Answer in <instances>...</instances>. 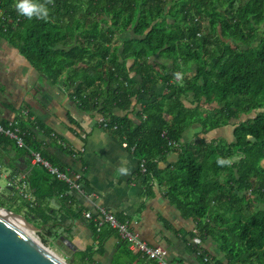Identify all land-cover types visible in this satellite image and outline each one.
Returning <instances> with one entry per match:
<instances>
[{
	"label": "trees",
	"instance_id": "1",
	"mask_svg": "<svg viewBox=\"0 0 264 264\" xmlns=\"http://www.w3.org/2000/svg\"><path fill=\"white\" fill-rule=\"evenodd\" d=\"M33 2L48 9V19L21 16L13 29L20 16L15 0H0L13 20H0V41H8L50 80L67 75L66 84L81 100L80 108L102 115L103 127L134 150L140 164L145 162L142 176L148 193L158 162L178 152V162L159 172V183L181 216L197 223L189 237L197 240L191 245L197 254L198 246L212 238L228 264H264V0ZM128 33L131 38L116 45L119 36ZM157 57L161 62L154 60ZM183 67H190L193 74L180 83L176 78ZM160 84L165 93L157 97ZM135 100L137 105L141 102L137 120L115 114L132 111ZM242 116L249 118L234 125ZM1 125L19 130L24 148L1 134L0 144L28 158L27 182L35 202L7 187L8 203L0 196V207L41 228L38 234L44 242L55 241L62 233L70 238L67 222L81 212L73 207L69 185L31 163L32 152H38L53 166L67 170L46 149L47 141L58 144L59 138L30 115ZM194 126L201 127L204 136L232 126L233 141L209 143L197 134L195 141L183 143ZM170 142L181 146L173 149ZM219 159L228 162L218 165ZM51 200H57L60 209L51 208ZM89 222L95 228L97 248L72 255L75 264H97L96 255L104 253L106 240L116 233L108 227L99 233L94 221ZM122 244L125 260L115 264H157ZM203 250L198 256L204 261L210 254Z\"/></svg>",
	"mask_w": 264,
	"mask_h": 264
},
{
	"label": "crops",
	"instance_id": "2",
	"mask_svg": "<svg viewBox=\"0 0 264 264\" xmlns=\"http://www.w3.org/2000/svg\"><path fill=\"white\" fill-rule=\"evenodd\" d=\"M131 36V33L120 35L116 45ZM154 60L161 62L160 57ZM132 63L130 61L129 65ZM66 81L67 75L57 82L50 80L39 73L8 41H0V124H13L24 111H28L32 120L44 124L54 133L56 139L59 138L74 151L72 154L66 153L59 143L53 144L49 140L46 142L48 152L66 169L81 172L84 177V192H71L75 200L73 207L81 212V216L67 222L70 238L63 233L61 237H66L73 243L77 248L75 254L90 247L97 248L95 228L84 214H96L100 208H105L119 219L129 222L149 245L167 249L174 264H210L204 262L191 246L196 245L195 239L189 237L196 231L197 223L194 219H184L181 216L167 198L166 189L159 183V172L178 162V152L172 151L158 162V169L153 176L154 187L148 193L139 169L140 159L134 150H130L126 143L103 127L104 117L97 111L81 109L75 103L73 89L69 88ZM161 85L156 87L157 97L165 93V88ZM186 104L190 106L188 102ZM139 109L141 102L137 105L135 100L132 111H116L115 114L121 117L129 114L137 120ZM201 131V127L194 126L185 133L182 142L195 141L197 134L200 138L205 137L209 143L222 140L230 143L233 138L229 140V134L234 137V129L230 132L221 128L206 136ZM0 161L3 163L0 164V173L5 177H11L13 172L17 173L16 176L28 173V158L19 157L18 151L12 146L0 144ZM121 168L126 171L120 172ZM49 206L55 210L60 209L57 200H51ZM217 211L223 212L221 209ZM112 233L105 242L104 253L96 255L97 264H115L119 259L125 260L121 255L125 246L118 235ZM200 245L212 256L214 262L211 264H228L215 240L206 238Z\"/></svg>",
	"mask_w": 264,
	"mask_h": 264
},
{
	"label": "built area",
	"instance_id": "3",
	"mask_svg": "<svg viewBox=\"0 0 264 264\" xmlns=\"http://www.w3.org/2000/svg\"><path fill=\"white\" fill-rule=\"evenodd\" d=\"M23 17L18 16L16 22L13 24L12 28L16 29L17 24L20 22V20ZM0 20L4 22L13 23V20L10 19L9 15L7 14V10H5L3 7L0 6ZM75 91H72V97L75 101V103L78 106H81V100L78 98V96L75 95ZM23 117H28L29 112L24 111L22 113ZM102 123H104V119H102ZM10 128H5L0 124V134L4 135L10 139H13L17 142L18 146L20 148H24L25 144L22 140V138L19 136V130L17 128L13 129L12 125H10ZM58 143L61 147L65 149H69L74 153L73 150L70 149V147L58 139ZM170 146L175 148H180V144L175 142H170ZM75 156V154H73ZM32 159L31 163L33 166H42L45 169L48 170L50 175L55 178L58 181L67 183L70 187V191H76L79 193H83V184H84V177L83 174L80 172H74L70 169L67 170H61L59 167L53 166L49 161L42 158L41 154L38 152H32ZM1 168V166H0ZM140 172L141 174L146 173V164L145 162H142L140 164ZM8 181V187L11 188V190H15L22 199L25 201H32L35 202V197L33 195V192L30 188L29 183L27 182V175H20V176H14V177H6ZM70 192V193H71ZM252 190L248 192L249 197L252 195ZM84 217L88 220H93L95 223V227L97 232H101L105 227H108L109 229L115 231L120 238L121 241L126 243L129 247V250L139 255L142 259L148 260V261H156L157 264H174L170 257L169 252L167 249H165L162 246H151L146 241H144L141 236L133 229L131 224L126 221L120 220L116 215L108 212L105 208H100L99 211L96 214H93L92 212H86L84 214ZM34 235H37L33 233ZM196 243L197 240H194ZM199 251L198 255H201L204 250L201 246H198ZM63 260V259H62ZM65 261V260H64ZM204 261L207 263H210L213 261L212 257L210 255H206L204 258ZM66 262V261H65Z\"/></svg>",
	"mask_w": 264,
	"mask_h": 264
},
{
	"label": "water",
	"instance_id": "4",
	"mask_svg": "<svg viewBox=\"0 0 264 264\" xmlns=\"http://www.w3.org/2000/svg\"><path fill=\"white\" fill-rule=\"evenodd\" d=\"M3 210L14 219L25 225L29 232L38 234L42 231L29 222L24 215L7 209ZM58 248L75 254L77 248L66 237L51 240ZM0 264H68L49 248L41 244L34 236L9 221L0 213Z\"/></svg>",
	"mask_w": 264,
	"mask_h": 264
},
{
	"label": "rangeland",
	"instance_id": "5",
	"mask_svg": "<svg viewBox=\"0 0 264 264\" xmlns=\"http://www.w3.org/2000/svg\"><path fill=\"white\" fill-rule=\"evenodd\" d=\"M207 24H209V22L207 21ZM183 70H184V72L185 73H183L184 75H182V74H180L177 78H176V80L178 79V78H181L179 81L177 80V82H180L182 79H184L185 77H191V75L193 74V70H191V68H187V67H183ZM181 83V82H180ZM205 111H207V112H211V108L210 107H208V106H206L205 108ZM251 117V116H250ZM249 117H245V116H242L241 117V119L239 120V121H234V125H236V124H238V123H241V122H244L245 120H247ZM228 131H232V129H234V127H232V126H228V127H225ZM212 132V131H211ZM233 138V136H232V134L230 135L229 134V137H228V139L229 140H232V139H230V138ZM8 187V181H7V179H6V177H5V175L3 174L2 175V178H1V181H0V196L2 197V199L3 200H5L6 202H7V199L9 198V193H8V191H7V188ZM8 203V202H7ZM0 209L1 210H3V208L2 207H0ZM256 209V208H255ZM230 217H232V214L230 215ZM33 236L35 237V239H37L41 244H43L45 247H47V248H49L51 251H53L56 255H58L61 259H63V260H65L66 261V263H68V264H75L73 261H72V254L71 253H69L68 251L67 252H65V248H62V249H60V248H58L55 244H57L58 243V241L57 242H55V244L51 241V240H48L47 242H44L41 238H40V236H39V234H37V235H34L33 234Z\"/></svg>",
	"mask_w": 264,
	"mask_h": 264
},
{
	"label": "clouds",
	"instance_id": "6",
	"mask_svg": "<svg viewBox=\"0 0 264 264\" xmlns=\"http://www.w3.org/2000/svg\"><path fill=\"white\" fill-rule=\"evenodd\" d=\"M15 9L17 13L21 16H25L28 19H36L47 20L49 16L48 9L40 4L34 3L33 0H15ZM228 161L224 159H219L217 161L218 165H224ZM126 169L121 168L120 172H125Z\"/></svg>",
	"mask_w": 264,
	"mask_h": 264
},
{
	"label": "bare ground",
	"instance_id": "7",
	"mask_svg": "<svg viewBox=\"0 0 264 264\" xmlns=\"http://www.w3.org/2000/svg\"><path fill=\"white\" fill-rule=\"evenodd\" d=\"M0 213L5 215L9 221L13 222L14 224L18 225L19 227H21L24 231H26L27 233H30L33 236V233L29 232V229L23 225L21 222H19L18 220L14 219L13 217L9 216L4 210L0 209ZM64 261V260H63Z\"/></svg>",
	"mask_w": 264,
	"mask_h": 264
}]
</instances>
